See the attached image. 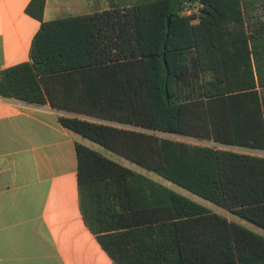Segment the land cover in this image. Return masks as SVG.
<instances>
[{
	"label": "trees",
	"instance_id": "trees-1",
	"mask_svg": "<svg viewBox=\"0 0 264 264\" xmlns=\"http://www.w3.org/2000/svg\"><path fill=\"white\" fill-rule=\"evenodd\" d=\"M46 1L27 7L41 22L31 61L0 71V96L74 114L59 115L67 130L264 230V156L231 149L264 152V0L118 2L52 21ZM76 150L81 213L115 264H264L263 235Z\"/></svg>",
	"mask_w": 264,
	"mask_h": 264
},
{
	"label": "crops",
	"instance_id": "crops-1",
	"mask_svg": "<svg viewBox=\"0 0 264 264\" xmlns=\"http://www.w3.org/2000/svg\"><path fill=\"white\" fill-rule=\"evenodd\" d=\"M31 1L0 0V71L31 61L41 27L27 14ZM104 2L103 8V0H47L44 20L118 4ZM61 114L75 116L0 96V264H115L80 210L76 146L93 148L91 141L64 128Z\"/></svg>",
	"mask_w": 264,
	"mask_h": 264
},
{
	"label": "rangeland",
	"instance_id": "rangeland-1",
	"mask_svg": "<svg viewBox=\"0 0 264 264\" xmlns=\"http://www.w3.org/2000/svg\"><path fill=\"white\" fill-rule=\"evenodd\" d=\"M118 2L120 3H127L128 5H133V4H136L138 3L140 0H117ZM104 6L107 7V4L104 2L103 0V8ZM164 137H169V138H176V139H180V140H184L186 142H189V143H193V144H206V145H212V143L210 142H200L198 140H195V139H192V138H187V137H181V136H174V135H168V134H160ZM90 145L95 149L97 148L99 152H101L102 154L106 155L107 157L121 163L122 165L132 169L133 171L137 172V173H140V174H143V175H146L147 177L151 178L152 180L156 181V182H159L160 184H163L164 186H167L168 188H171L172 190L182 194L183 196H186L188 198H190L191 200L203 205V206H206L207 208H209L210 210H212L213 212L215 213H218L220 215H223L225 217H227L228 219L230 220H234V221H237V222H241L244 226H246L247 228H250L251 230L252 229H255V230H259L261 231L263 234H264V230L256 227L255 225L245 221V220H242L240 219L238 216L228 212L227 210H224L216 205H214L213 203L211 202H208L206 200H204L203 198L175 185V184H172L171 182H168L167 180H165L164 178L158 176L157 174L153 173V172H150L112 152H109L108 150H106L105 148L93 143V142H90ZM232 150L234 151H237V152H242V153H250V154H256V155H262L264 156V152H256V151H251V150H245V149H241V148H231ZM262 235V234H261Z\"/></svg>",
	"mask_w": 264,
	"mask_h": 264
},
{
	"label": "built area",
	"instance_id": "built-area-1",
	"mask_svg": "<svg viewBox=\"0 0 264 264\" xmlns=\"http://www.w3.org/2000/svg\"><path fill=\"white\" fill-rule=\"evenodd\" d=\"M193 11H197V9H195V10L187 9V10H185V11L183 12V14H185V15H190Z\"/></svg>",
	"mask_w": 264,
	"mask_h": 264
},
{
	"label": "water",
	"instance_id": "water-1",
	"mask_svg": "<svg viewBox=\"0 0 264 264\" xmlns=\"http://www.w3.org/2000/svg\"><path fill=\"white\" fill-rule=\"evenodd\" d=\"M170 20H171V18H169V20H168V24L170 23Z\"/></svg>",
	"mask_w": 264,
	"mask_h": 264
}]
</instances>
